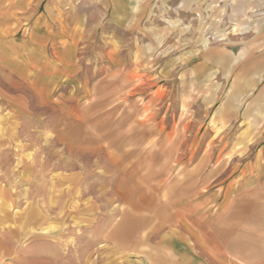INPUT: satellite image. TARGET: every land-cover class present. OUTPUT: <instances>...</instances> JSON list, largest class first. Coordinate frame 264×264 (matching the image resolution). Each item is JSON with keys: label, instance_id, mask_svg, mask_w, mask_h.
<instances>
[{"label": "rangeland", "instance_id": "1", "mask_svg": "<svg viewBox=\"0 0 264 264\" xmlns=\"http://www.w3.org/2000/svg\"><path fill=\"white\" fill-rule=\"evenodd\" d=\"M257 156L264 0H0V264H168L203 212L264 264Z\"/></svg>", "mask_w": 264, "mask_h": 264}, {"label": "crops", "instance_id": "2", "mask_svg": "<svg viewBox=\"0 0 264 264\" xmlns=\"http://www.w3.org/2000/svg\"><path fill=\"white\" fill-rule=\"evenodd\" d=\"M242 185L239 187V192H236V187L229 189V192L234 191V194H239L240 202V220L245 222L248 219V184L262 185L264 184V156H257L248 167L246 165L241 172ZM259 189V188H257ZM228 192V193H229ZM184 214L189 217L187 210H183ZM255 211V210H254ZM210 215V216H209ZM211 214L203 212L197 218L195 230L180 225L176 228H166L162 230L151 248L160 247L163 253L167 256L168 264H229L231 255L230 252L236 250V246H223L217 243L216 238L213 239L211 228ZM254 216V214H253ZM188 226V225H187ZM194 231V234L192 235ZM157 249V250H158ZM237 254L235 259L240 260L241 254ZM144 264H155L154 260L149 261L144 259Z\"/></svg>", "mask_w": 264, "mask_h": 264}]
</instances>
